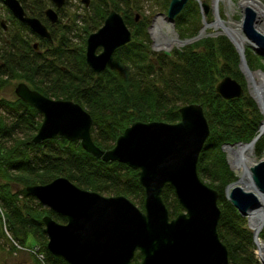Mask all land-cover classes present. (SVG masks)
I'll list each match as a JSON object with an SVG mask.
<instances>
[{
	"label": "trees",
	"instance_id": "16d2710c",
	"mask_svg": "<svg viewBox=\"0 0 264 264\" xmlns=\"http://www.w3.org/2000/svg\"><path fill=\"white\" fill-rule=\"evenodd\" d=\"M120 1L126 8L138 10L136 0ZM19 2L29 8L26 0ZM111 3L112 10L118 12V0ZM95 5L96 13L85 34L92 29L91 23L106 16L105 1L98 0ZM196 6L189 2L174 19L181 38L193 37L198 29L192 25L184 33L192 23L191 15L200 16ZM123 19L130 27L125 11ZM141 25V36L133 33L132 41L118 49L99 74L86 65L85 47L72 45L67 35L48 54L35 52L22 32L19 36L14 32L8 44L3 39L0 45V92L13 80H19L45 97L78 103L90 114L93 142L103 150L111 149L118 136L134 122L175 124L180 120L182 106L201 105L210 135L200 152L196 172L201 181L218 193L220 242L227 248L229 264H260L246 219L225 199L223 191L236 181V176L229 170L222 147L249 143L257 136L262 121L255 101L248 95L224 100L214 89L226 76L245 87L239 55L224 36L201 38L193 46L171 51L170 56L156 54L143 30L145 23ZM243 57L250 71L264 72V57L248 50ZM41 121L42 116L16 96L0 97V242L8 243L10 255L22 252L16 245L26 248L27 244H34L43 250L42 264H66L46 250L42 218L49 216L60 224L66 219L42 206L26 191L27 187L66 178L83 190L107 197L124 196L141 210L144 190L139 185L137 170L118 162H103L85 152L78 141L54 137L33 144L31 140ZM263 149L264 136L257 141L255 152ZM161 194L170 219L183 211L170 186L166 185ZM259 238L264 241V236ZM27 254L33 264H38L36 257ZM140 262L141 256L136 252L131 264Z\"/></svg>",
	"mask_w": 264,
	"mask_h": 264
},
{
	"label": "water",
	"instance_id": "95a60500",
	"mask_svg": "<svg viewBox=\"0 0 264 264\" xmlns=\"http://www.w3.org/2000/svg\"><path fill=\"white\" fill-rule=\"evenodd\" d=\"M188 1L170 0L167 20L173 22ZM51 2L61 8L65 0ZM4 4L34 33L50 38L47 29L37 18L27 16L18 0H4ZM202 7L207 15V4L202 3ZM45 15L52 23L58 20L51 8ZM255 15L251 8L245 9L241 31L255 46L251 49L263 57L264 36L255 30ZM130 41L132 33L123 17L111 10L103 27L87 39L86 65L94 74L103 72L113 54ZM236 52L240 69L242 55ZM164 54L170 56L169 52ZM214 89L224 100L245 95L244 88L230 76L221 78ZM14 93L42 116L31 140L33 144L54 137L78 141L85 152L103 162H118L137 170L139 185L144 190L141 210L124 196L107 197L83 190L66 178L27 187L26 191L42 206L66 219L60 224L49 216L42 218L46 250L51 256L66 264H131L139 252L140 264H229L227 248L217 232L221 216L218 193L201 181L196 172L200 152L210 135L201 105L182 106L180 120L175 124L134 122L118 136L111 149L103 150L93 142L90 114L78 103L45 97L24 82L16 85ZM250 169L253 184L264 192V159ZM166 185L173 189L183 209L173 219L161 197ZM226 198L245 219L250 211L259 208L254 194L240 187L233 188ZM258 261L264 264V257Z\"/></svg>",
	"mask_w": 264,
	"mask_h": 264
},
{
	"label": "rangeland",
	"instance_id": "374dc122",
	"mask_svg": "<svg viewBox=\"0 0 264 264\" xmlns=\"http://www.w3.org/2000/svg\"><path fill=\"white\" fill-rule=\"evenodd\" d=\"M39 1H42V0H39ZM89 1H90L89 7H85V5L82 3V0H66L67 5L65 6L64 10L61 12V15L63 16L62 23H65L66 26L69 27V33L67 34V36L71 40L73 45H79L83 41L84 37L86 38L89 35V33L91 34L95 31H97V29H99L102 26L101 21L100 22L97 21L96 24L91 23L92 29L87 34L83 33V31H82V27H83L82 17H84L86 19L89 16H90L89 18L93 17V13H96V5L95 4H98V0H89ZM104 1L108 5L107 10H112V7L114 5L111 3V0H104ZM129 1H131V0H129ZM136 1H137L136 6L138 8L137 11L133 7L128 6V8H126L125 4L123 2H121L120 0H118L119 7H120V10L118 12L121 14L122 17H124V11L127 12V15L129 16V22H130V24H129L130 27H128V28H129L130 32H132V34L137 32L138 35H140V33H141L140 29H142L141 22L145 23L143 30H145V33L148 36V41H149V46H150L151 51H153L156 54L164 53L165 51L170 53L173 50H180V49H183L187 46H193L198 41H200L201 38H216L218 36H224L225 38H227L225 35L216 34L214 29H209V28L206 30V32H203V34H201V30L204 28V25L206 22L211 23L217 19L218 20L220 19V21H225L228 24L229 23L237 24L238 22H240L242 20L241 11L237 7V3L239 0H231L230 2H229V0H221L218 4V7H216V13H214V9L212 8L213 4H212L211 0H189L188 3L192 2L198 6V7L197 6L196 7L198 8L200 16L197 14L191 15L190 19H192V23H190V25L188 26V30H184V33L186 31H190L189 29L191 28L192 25H196L198 29L196 30L195 35L193 37L186 35L184 38H181L180 35L178 34L179 30L176 29L174 22L169 21L170 27H168V33H167V35L162 34V37H167L166 39H175L176 38L178 40H187V41H189V43L184 44V45H177L176 44V45H173V47L169 50L160 49L158 51V50H155V48H154L155 40L153 38V34H152L151 30L153 29L154 25L156 24L157 19H159L160 17H163V16L166 17L167 8H168L170 0H136ZM29 2H31V1H29ZM131 2H133V1H131ZM259 2H260V5H262V8L264 9V0H259ZM202 3H205L208 6L207 7L208 8V14L207 15L204 14V9L202 7ZM30 4L31 3H29V5ZM50 5L51 4L48 2L46 8H51ZM130 6H133V5L131 4ZM194 8H195V6H194ZM182 11L180 13H182ZM136 15L138 16L137 21H135ZM9 18L10 17L8 16V13H7L3 3L0 1V20H4V21L7 20L8 21ZM88 22H90V20H88ZM259 27L264 31V21H261L259 23ZM4 36H5V34L0 33V45L2 42V38ZM228 41L231 43L230 39H228ZM245 47H246V50L254 53L255 55H258L254 50L251 49L250 46H245ZM234 49H235V47H234ZM258 56H260V55H258ZM244 60H245V58H244ZM239 71H240V69H239ZM254 71H259V70H254ZM260 72L262 73V71H260ZM241 75H242L244 83H245V87H244L245 94L249 96V94L247 93L248 90L246 88L247 82H246L245 77H244L242 72H241ZM20 82H23V81L13 80L9 86H7L3 91L0 92V97L6 98V99H12L15 96L14 89H15L16 85ZM255 103H256V101H255ZM256 105H257V103H256ZM257 108L259 109L258 105H257ZM259 112L262 115L260 109H259ZM262 119H263V116H262ZM229 146H234V145H229ZM226 147L227 146H223L222 151L225 155V160L227 162L229 170H231L234 173V175L236 176V180H237L238 175L235 172V170H233L230 166V163L228 160L230 157H229V154L227 153V151L225 150ZM253 156L256 158L257 161L264 159V149L262 151H260L259 153H256L255 149H254ZM205 184L207 185V183H205ZM223 191H224V197H225V199H227L226 198V196H227L226 191L227 190L226 191L223 190ZM246 221H247L248 230H250L247 218H246ZM262 230L263 231L260 233V235L263 237L264 236V229H262ZM250 231L252 232V230H250ZM0 243H1L0 246L2 247V248H0V264H33V262L30 260L27 253H30V255H32L33 257H36L35 259L37 260L38 264H42L41 255H44V253L42 252L43 250L40 246H38V245L32 246L34 244H27L26 250H23L22 252H18L16 254L10 255L8 252V250L10 249V246L8 245V243L4 242V241H1ZM34 247H36L35 248L36 249V255H34L33 253L30 252V250H32V248H34ZM255 253H256L257 260H258V256H257V252H256V246H255ZM37 255H39L40 257L38 258Z\"/></svg>",
	"mask_w": 264,
	"mask_h": 264
},
{
	"label": "bare ground",
	"instance_id": "6f19581e",
	"mask_svg": "<svg viewBox=\"0 0 264 264\" xmlns=\"http://www.w3.org/2000/svg\"><path fill=\"white\" fill-rule=\"evenodd\" d=\"M213 4L214 13H216V7L221 0H211ZM231 0H229L230 2ZM238 9L241 11L242 20L237 24L227 23L225 21H220V19L214 22H206L204 28L201 30V34L206 32V30L214 29L216 34L225 35L230 39L231 43L235 49L242 55V61L240 65L241 72L243 73L245 80L247 82V89L250 96L256 101L263 119L260 126L258 127V134L249 143H241L234 146H227L225 150L229 154V163L233 170L238 175L236 182L229 185L226 191V195H229L233 188L240 187L242 190L251 192L259 201V208L250 211L247 216L248 225L250 230H252L254 236V242L256 246L257 256L260 260L264 257V241L261 240L260 233L264 229V192H261L255 187L251 177V167L257 162L256 158L253 156L255 145L260 137L264 136V73L260 71H250L244 64V53L246 50L245 46L255 47L242 33V21L244 16V11L246 8H251L256 13L255 30L264 36V31L259 27V23L264 21V9L260 5L259 0H239L237 3ZM169 21L165 16L157 19L152 31L153 38L155 40L154 48L155 50H169L173 45H184L189 43L187 40L178 39H166L167 37H162V34L168 33ZM164 40H163V39Z\"/></svg>",
	"mask_w": 264,
	"mask_h": 264
},
{
	"label": "flooded vegetation",
	"instance_id": "af4514ba",
	"mask_svg": "<svg viewBox=\"0 0 264 264\" xmlns=\"http://www.w3.org/2000/svg\"><path fill=\"white\" fill-rule=\"evenodd\" d=\"M1 2L3 3L8 13V16L10 17L8 21L5 20L6 22L4 20H0V33L5 34V36L2 38V41L3 39H5L7 44L9 43L10 40L9 38L11 37V35H13L14 32L18 33V36L20 34L19 32H22V34L24 35L23 38H26L30 42L31 47L35 52H41V53L46 52L50 54L55 48H58L60 46V41L62 39V36L63 35L66 36L69 33V27H67L65 23H62L63 16L61 15V12L64 10L65 6L67 5L66 0L61 8H57L51 2V0H42V1L34 0L32 1V3L26 0V2H28L29 8H26L25 6H23L21 2H19L22 8L24 9V12L27 14V16L37 18L41 22V24L47 29V31L50 34V38L48 39L40 37L39 35L34 33L26 24H23L20 21H18L5 6L4 0H2ZM48 2L51 4L50 5L51 9H53L57 14L58 20L56 23H52L45 15V11L48 9L46 8ZM89 2L90 1L88 0V3L86 4V2L82 0V3L85 5V7H89ZM29 3L31 4L29 5ZM110 11L111 10H107L106 16L101 20L102 26L100 28L103 27L104 22ZM89 17H87V19L82 17L83 20L82 31H84L83 33H86L85 28L88 25V20H90L91 22L92 17L91 18ZM99 29H97V31ZM91 34L89 33V35ZM89 35L86 38L84 37L83 42L80 43L81 46L85 47V51H86V42ZM68 40L71 43V40L69 38Z\"/></svg>",
	"mask_w": 264,
	"mask_h": 264
},
{
	"label": "built area",
	"instance_id": "2783aa9c",
	"mask_svg": "<svg viewBox=\"0 0 264 264\" xmlns=\"http://www.w3.org/2000/svg\"><path fill=\"white\" fill-rule=\"evenodd\" d=\"M0 213H1V210H0ZM4 231H5V233L7 234V231H6V229H5V227H4ZM16 247L19 249V250H26L27 248H23V247H19V246H17L16 245ZM36 247H34V248H32V250H30V252L31 253H33L34 255H36V249H35ZM37 257L39 258L40 256L39 255H37ZM41 259H42V263H43V255H41Z\"/></svg>",
	"mask_w": 264,
	"mask_h": 264
},
{
	"label": "clouds",
	"instance_id": "9594fccd",
	"mask_svg": "<svg viewBox=\"0 0 264 264\" xmlns=\"http://www.w3.org/2000/svg\"><path fill=\"white\" fill-rule=\"evenodd\" d=\"M139 208V207H138ZM140 209V208H139Z\"/></svg>",
	"mask_w": 264,
	"mask_h": 264
}]
</instances>
